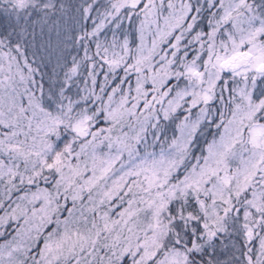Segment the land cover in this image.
Segmentation results:
<instances>
[{"label":"snow or ice","instance_id":"6c2138e0","mask_svg":"<svg viewBox=\"0 0 264 264\" xmlns=\"http://www.w3.org/2000/svg\"><path fill=\"white\" fill-rule=\"evenodd\" d=\"M0 264H264V0H0Z\"/></svg>","mask_w":264,"mask_h":264},{"label":"rangeland","instance_id":"374dc122","mask_svg":"<svg viewBox=\"0 0 264 264\" xmlns=\"http://www.w3.org/2000/svg\"><path fill=\"white\" fill-rule=\"evenodd\" d=\"M173 130H174V129H169L168 134L171 135Z\"/></svg>","mask_w":264,"mask_h":264}]
</instances>
